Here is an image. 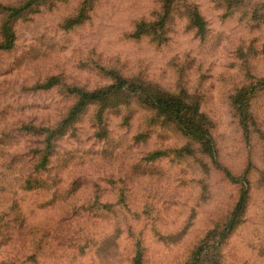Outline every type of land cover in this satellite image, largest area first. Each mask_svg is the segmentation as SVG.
<instances>
[{
    "label": "rangeland",
    "instance_id": "374dc122",
    "mask_svg": "<svg viewBox=\"0 0 264 264\" xmlns=\"http://www.w3.org/2000/svg\"><path fill=\"white\" fill-rule=\"evenodd\" d=\"M83 2L46 0L13 24L0 51V172L14 156L30 169L35 139L22 124H56L70 105L62 86L94 91L116 78L195 99L209 148L134 96L127 109L113 108L120 94L88 105L48 167L68 190L80 179L74 210L39 209L24 193L7 213L14 202L0 194V264H131L138 249L141 264H264V0ZM49 79L59 85L44 89Z\"/></svg>",
    "mask_w": 264,
    "mask_h": 264
},
{
    "label": "trees",
    "instance_id": "16d2710c",
    "mask_svg": "<svg viewBox=\"0 0 264 264\" xmlns=\"http://www.w3.org/2000/svg\"><path fill=\"white\" fill-rule=\"evenodd\" d=\"M85 1L86 0H84L83 4ZM45 2L46 0H24L16 5L0 4V51H9L14 44V22L22 18L28 10H34ZM82 16L83 14L75 17L69 22L75 24L82 18ZM193 20L195 21V26L198 32L203 33L204 22L199 18L195 19V16ZM238 51L239 50L237 49V52ZM241 64H243V62ZM58 85V79H56L54 83H51V79L42 83L44 89H50ZM254 85H256V83H253V86ZM145 86L142 84L137 85L132 81L120 78H116L114 82L107 87L94 91H88L84 88H79L73 85L71 88L68 86H62V89L59 91L69 100L70 105L66 109L65 114L56 124L49 127H46L44 124H32L31 122L22 124V136L35 139L34 147L30 149L31 160L26 162V165L29 166L30 169L28 170L27 168H24V164L21 163V156H14V161L6 162L4 165L5 168L0 172V179L5 184V187H3L0 192V194L4 196L3 203L7 204V200L10 199L14 202L13 199L19 200V198H22L25 195L24 193H32L33 196L35 195L39 198L35 203L39 209L44 210L47 207L61 204L65 206V212L67 214H69L70 210H74L73 198L81 192L80 179L76 183V185H78L77 188L71 187L68 190L65 187L64 182L56 184V181L48 176V167L54 156V148L58 143L57 141L63 140L65 137L67 138L68 135L70 137L76 135L74 125L77 124V118L82 114L85 107L93 103H96L95 105H102L109 100L111 94H120L121 97H124L120 101H118L117 98L113 101L112 104L115 111L121 108H129L131 103L128 97L133 98L134 96L137 103L139 102V105L154 111L157 118L162 119L158 121L159 124L160 122L164 125L170 123L176 124L179 127L178 130L183 136L192 142L198 143L202 149L209 148L207 143L203 141L200 142V140H205L203 137L205 132L203 129L205 128V122L203 120V115L198 112V103L195 99L188 100L184 97V94L177 96L176 94H167L165 92L156 93L154 92L155 90L149 89ZM251 87L250 83V87L247 88ZM247 93L248 90L246 91V95L248 96L249 93ZM235 100L240 104V107L238 108L239 116H245L247 101H245L244 97H241L238 93L235 96ZM103 117L104 112L96 110L94 114L95 120L90 122L92 124L94 122V124L98 126V128L97 126H94V128H97L95 136L100 138V140L106 138V131L103 126L105 122L102 121ZM129 119L130 116H124L125 123L129 121ZM8 136H10L9 133L6 138ZM177 154L181 155L182 152L177 151ZM61 184L64 185L61 187L62 189L60 191L59 185ZM4 189L5 193L3 192ZM41 193L45 194L42 195ZM16 206L17 203L15 201L13 206L6 207L5 212H15L16 209H14V207ZM103 208L104 207L101 209ZM131 261V264H141L139 249Z\"/></svg>",
    "mask_w": 264,
    "mask_h": 264
}]
</instances>
